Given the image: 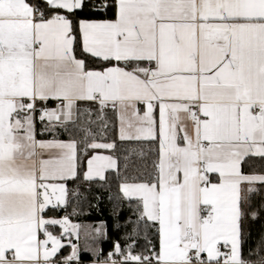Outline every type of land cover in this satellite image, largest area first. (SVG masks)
<instances>
[{"label":"snow or ice","instance_id":"snow-or-ice-1","mask_svg":"<svg viewBox=\"0 0 264 264\" xmlns=\"http://www.w3.org/2000/svg\"><path fill=\"white\" fill-rule=\"evenodd\" d=\"M94 183L107 254L69 218ZM82 253L264 264V0H0V264Z\"/></svg>","mask_w":264,"mask_h":264},{"label":"trees","instance_id":"trees-1","mask_svg":"<svg viewBox=\"0 0 264 264\" xmlns=\"http://www.w3.org/2000/svg\"><path fill=\"white\" fill-rule=\"evenodd\" d=\"M40 125L39 123L37 124V130L39 131ZM114 133L110 134L109 140L114 138ZM38 138H47V137H40ZM130 147L129 144L127 143H121L117 141V150H116V155H120L122 151L125 148ZM105 153L111 154L108 150L105 151ZM86 162H82V167L85 168ZM247 171V169H245ZM111 176V174H108ZM69 187H75L74 184L71 182L69 183ZM82 187H87V185H84ZM115 185H112L111 191H109L108 188H100L98 184H93L91 186V194L88 195L87 200H81L80 205L77 209L78 214L75 215H70V220L75 223L79 224H85V223H97L103 221L106 225V230L108 233V239L107 240H102L99 242L100 247H102L104 253L110 251L112 249V243L114 240L119 239V237L122 235L121 233H118L114 231L113 229V207H114V202L110 201L108 197L112 194V192H115ZM95 197H100V203L99 207H96V199ZM75 204V200H73V205ZM67 213L71 214L72 213V206H69L67 208ZM52 214V213H50ZM56 215L63 216L65 214L64 210L59 211L58 213H55ZM129 215V212L127 208L123 211L120 212V217L123 220L126 216ZM261 230V221H257L252 225V232H253V238L252 240L249 241V244L245 245V254L247 253V248L254 244L256 239L258 238V235ZM121 244L124 243L123 240L120 241ZM69 248L65 247L62 250V255H67V251ZM67 250V251H66ZM90 254L83 253L81 255L82 258H87L89 257Z\"/></svg>","mask_w":264,"mask_h":264},{"label":"crops","instance_id":"crops-1","mask_svg":"<svg viewBox=\"0 0 264 264\" xmlns=\"http://www.w3.org/2000/svg\"><path fill=\"white\" fill-rule=\"evenodd\" d=\"M99 151V153L100 154H104V155H107L106 153H105V151L106 150H98ZM85 168H86V165H85ZM73 223H75V222H73ZM100 222H97V223H85V224H81L82 225V229H81V237H80V241H79V243H80V245L83 247V245L86 243V242H91L90 240H86V238H85V236H84V233H85V231H91V226H95V225H98ZM72 240H73V242H76L75 241V237H72ZM65 243H66V241H65ZM67 248H69L68 249V251H67V253L66 254H68L69 252H70V247L69 246H66ZM83 254V253H82Z\"/></svg>","mask_w":264,"mask_h":264},{"label":"built area","instance_id":"built-area-1","mask_svg":"<svg viewBox=\"0 0 264 264\" xmlns=\"http://www.w3.org/2000/svg\"><path fill=\"white\" fill-rule=\"evenodd\" d=\"M109 252V251H108ZM108 252H106L105 254H107ZM81 260L83 262V264H90L91 260H92V256L90 255L89 257L87 258H82L81 257Z\"/></svg>","mask_w":264,"mask_h":264}]
</instances>
